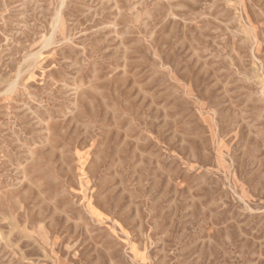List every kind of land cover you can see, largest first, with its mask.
<instances>
[{"label":"rangeland","instance_id":"obj_1","mask_svg":"<svg viewBox=\"0 0 264 264\" xmlns=\"http://www.w3.org/2000/svg\"><path fill=\"white\" fill-rule=\"evenodd\" d=\"M0 264H264V0H0Z\"/></svg>","mask_w":264,"mask_h":264}]
</instances>
